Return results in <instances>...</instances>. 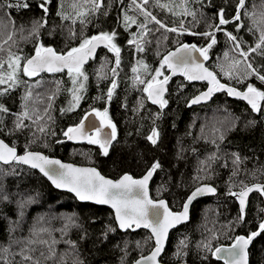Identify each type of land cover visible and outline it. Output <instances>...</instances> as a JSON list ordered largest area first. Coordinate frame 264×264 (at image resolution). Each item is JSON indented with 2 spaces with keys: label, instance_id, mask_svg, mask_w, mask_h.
<instances>
[{
  "label": "trees",
  "instance_id": "1",
  "mask_svg": "<svg viewBox=\"0 0 264 264\" xmlns=\"http://www.w3.org/2000/svg\"><path fill=\"white\" fill-rule=\"evenodd\" d=\"M257 1L246 0L247 11L255 15L249 17L242 13L239 22L232 21L220 26L222 30L216 31L217 43L209 50L205 64L225 84L239 89H246L252 84L264 91V83L254 76L245 78L243 58L225 35L226 32H231L237 36L244 51L255 47L260 35L256 26L259 23L264 25V5ZM99 2L101 8L95 13L89 11L84 17V24L79 20L73 24L71 19H61L57 12L63 11L69 16H75L76 11L90 10L91 0L88 3L76 0V9L72 7L73 0H63V8L61 0H50L46 17L39 8L40 0H0V15L18 26L11 32V43L3 46L4 50L0 52V59L5 61L9 49L22 57H29L35 52L36 44L42 43L63 53L78 46L85 37L113 30L118 34L115 42L121 48V62L114 77L117 88L110 101L107 99V90L113 79L111 71L106 72L104 79L97 76L103 60H107L108 64L110 62V70L116 67L114 54L105 47L100 48L84 65L88 76L86 88L81 93L83 98L79 105L72 111H61L69 107L72 99L68 89L73 84L66 69L56 73L41 72L32 78L21 75L20 79L27 83L0 96V103L9 109L0 124V138L14 146L18 152L25 151L27 145V150H38L48 156L77 164L93 165L111 178L124 172L139 176L158 161L161 167L153 174L149 183L150 195L155 199L165 198L172 210L181 207L186 195L195 186L201 183L212 184L216 188V194L201 196L193 202L188 221L169 232L159 260L165 264H223L212 256L213 249L220 244L231 243L237 235L251 233L264 220V195L258 191L250 195L245 218L238 222L239 208L236 199L230 194V191L240 190L245 185L264 183V110L253 112L250 105L231 97L226 91L214 92L208 102L195 106L190 103V99L203 90L206 84L189 82L180 74L170 78L164 95L168 103L161 109L147 99L143 85L133 83L135 74L132 68L137 60L143 59L150 66V72L139 74L142 79H150L154 70L160 66L163 55L176 45L195 43L198 47H205L209 42L208 37L189 33L214 31L209 25L219 24L218 13L221 8L224 9L225 19L231 21L238 0H188L187 5L182 0H159V3L157 0H149L144 7L164 25L178 28V31L169 32L150 23L148 27L152 32L147 36L150 43L146 45L144 52H137L134 45L127 43L131 34L137 31V26L132 25L127 30L123 26L125 13L135 16L140 23L144 22V17L132 4V0ZM250 2L255 5L250 7ZM23 3H28L29 7L17 6ZM7 4L13 6L6 7ZM185 7L196 13L195 21L192 16L183 14ZM41 17L47 21L45 27L40 29L38 37L29 35L31 30L25 28ZM181 22L183 29L191 32L186 33L181 29ZM238 23L241 25L239 29ZM71 32L75 33V37ZM225 53H228L227 57ZM248 59L264 74V56L250 53ZM235 60H241L242 63L233 66ZM4 70L7 71L6 63ZM229 70L233 71L232 78L224 75V71ZM162 71L164 75L168 74L166 67ZM48 80L51 84L49 89H45L43 81ZM37 81L40 82L39 86H35ZM56 81L60 82V90L52 102L50 113L44 114L47 96L57 89ZM29 85L34 86L33 94L37 95L35 100L28 103L29 112L33 120L37 115H41L43 119L37 124H33L32 120H25L24 123L29 127L14 131L15 114L22 111V97ZM141 101L143 107H140ZM106 107L109 118L117 128V138L110 146L107 156L101 154L98 145L90 144L87 140H63L65 130L77 123L86 110L103 111ZM233 120L235 127H232ZM249 121L255 123L249 125ZM42 124L47 125V131L43 134L37 130ZM153 126L160 133L156 145L146 139ZM221 133L224 135L223 140L220 139ZM213 153L218 159L210 161L208 158ZM232 153H238L242 159L247 158L240 164L237 175H233ZM3 196L8 199H2ZM29 200L31 202H27ZM20 202H26L22 209ZM68 217L75 220V226L70 224ZM66 223L70 226L63 239L76 242L75 250L63 242L56 245L57 259L61 253H70L66 257V264H73L75 259L83 261V264H121L122 261L123 264H130L154 245L153 240L148 239L151 237L150 233L144 228L121 231L109 207L76 200L71 193L54 188L33 168L22 164L0 163V247L10 246L9 259L11 252H19L21 247L14 241L29 237L34 226L49 229L52 237L61 240L62 233L58 230L63 229ZM109 226L115 231L108 232L105 237V230ZM258 236L248 248L249 264H264V232H260ZM43 238L49 239L48 234L44 233ZM181 241L184 243L181 244ZM206 244L210 247L206 248ZM34 256L38 257L39 251ZM15 259L19 261L20 258L17 256ZM42 264L54 262L46 261Z\"/></svg>",
  "mask_w": 264,
  "mask_h": 264
},
{
  "label": "snow or ice",
  "instance_id": "2",
  "mask_svg": "<svg viewBox=\"0 0 264 264\" xmlns=\"http://www.w3.org/2000/svg\"><path fill=\"white\" fill-rule=\"evenodd\" d=\"M50 0H40L39 8L43 11L46 17L49 12L47 7ZM88 3L89 0H84ZM92 8L84 9L83 11H76L75 16H69L63 11H58L57 15L61 16V19H71L75 24L77 20L81 24L85 23L84 17L89 11L95 13L101 8L99 0H91ZM149 3V0H132V4L139 13L144 17V22H138L135 16H129L127 13L123 16L124 28L130 29L132 25L137 26V31L131 34V38L127 43L131 46L134 45L137 52H144L146 45L150 43L147 36L152 32V29L148 27L150 23L159 25L160 28L166 29L169 32H176V28H167L160 20L156 18L151 12H149L144 6ZM159 3V0H157ZM182 3L187 5L188 0H182ZM6 7H12L13 5L7 4ZM19 7L27 8L28 3L17 4ZM161 7H167V5H160ZM72 7L76 9L78 4L76 0H73ZM61 8H63V0H61ZM171 11V9H169ZM245 16H253L255 13H249L246 9V0H238L235 7V15L232 20L225 19L224 9L221 8L219 16V24L209 25V28L215 29L214 31H206L203 33H190L192 35H202L209 38V42L205 47L197 48L195 45H181L175 52H168L160 60V66L154 70L150 79H142L140 72L149 73L150 66L143 60H137V64L133 66L132 72L135 74L133 83L143 85V92L146 94L147 99L153 104L159 105L163 109L168 101L164 99V93L166 91L165 85H167L170 76L164 75L162 69L165 67L169 69L173 75L180 72L187 80H207L209 88L206 92L201 93L199 96L193 98L190 103L197 104L202 100H207L212 96L214 92L226 90L228 95L242 98L248 102L253 112H260L264 110V91L258 90L252 84H249L246 91H238L235 88L228 87L221 84L216 75L209 71L202 63L195 60L189 63L184 57L191 52H199L200 56L204 60L208 59L209 50L217 43L216 31H221V25H226L232 21L239 22L241 20V14ZM184 15H190L195 21L196 13L189 11L187 7L184 9ZM107 15V13H105ZM264 16V14H262ZM198 23V21H196ZM32 29L29 33L31 36H39L40 29L45 27L47 21L44 17L34 20ZM241 25L238 23L237 28ZM181 29H183V22H181ZM159 30V29H157ZM186 31V29H183ZM71 35L75 37V33L71 32ZM117 32H100L97 35L83 38L79 45L68 49L66 52H57L53 47L45 46L42 43H37L35 46V54L31 57H22L21 55L13 53L10 49L7 52V60L0 59V96L5 95L11 89L20 86L22 83L26 84V81L20 79L21 75L25 77H36L41 72H62L67 69L69 77L72 81L73 87L68 89L71 93L72 99L69 101V107L67 109H61V111H72L79 105L80 100L83 98L81 93L86 88V81L88 76L84 71V65L93 57L98 46H103L108 49L109 52L115 56L116 67L111 68L113 79L111 85L107 90V99L110 101L113 97V93L117 88V81L114 78L117 75V68L121 62L120 53L121 48L115 42L117 38ZM227 39L233 42L236 50L239 51V55L243 58V63L246 66V77L254 76L256 79L264 83V74H261V70L253 66V63L249 61L248 57L250 53H257L264 56V29L260 30L259 39L257 40L255 47H249L247 51L242 50L240 42H238L237 36L231 32L225 33ZM167 39V37H165ZM8 40H12V34L8 36ZM4 43H7L5 41ZM159 44V41H157ZM3 45L0 44V52H2ZM181 54H184L183 56ZM228 53H225L227 57ZM5 63L7 64V71L4 70ZM241 60L233 61V66L241 64ZM106 64L101 65V70L97 71V76L100 79L106 78L102 69ZM223 71V69H222ZM224 75L229 78L233 77V71H224ZM163 76V79L160 77ZM57 89L47 96V107L43 109L44 114H49L52 108V102L55 99L56 94L59 92L60 82L56 81ZM40 82L37 81L35 86H39ZM33 85L28 86V90L24 93L22 100V111L15 114L16 119L14 121V131H22L29 125L25 124V120H32L33 124H37L43 119L41 115H37L33 120L32 115L29 112L28 103L33 99ZM102 97H96L101 99ZM43 102V101H42ZM140 107H143V102H139ZM97 117L100 118V127H97L94 133H89L85 130L84 120H81L80 124L69 127L64 132V136L69 140H87L88 143L98 145L101 154L107 156L109 154V148L117 138V128L108 115L107 107L103 111L92 109ZM138 111V109H134ZM9 113V109L0 103V124L3 123L4 114ZM159 114H157L158 116ZM49 120L51 116L49 115ZM255 121H249L248 124L252 125ZM107 126L111 129L110 132H104L101 135V129ZM232 127H235V120H233ZM40 133L47 131V125L42 124L37 129ZM54 134V133H53ZM160 133L157 127L153 126L150 134L146 137L152 145H156L159 139ZM220 139H224L223 133L220 135ZM35 141H29L33 143ZM232 164L234 165L233 175L238 174L239 166L243 163V159L238 153H232ZM210 161L218 159L215 153L209 158ZM0 163L3 164H23L28 165L33 169H38L44 176H46L57 189H67L70 192L75 193L76 197L81 201H94L97 204H110L116 213V221L120 229H130L135 226L136 228H146L151 230V237L155 242V247L148 256H141L139 260L135 261V264H158V257L164 249L165 239L167 237L168 230L175 224L188 219L189 204L194 198L205 193L215 192V188L211 186L198 187L195 191L188 196L187 201L184 203L183 210L179 213H173L168 209L164 200L153 202L148 197V182L153 177V174L161 167L160 163L154 162L148 169L146 174L141 179H133L132 176L125 174L119 180L112 181L106 179L95 168H76L70 164H60L57 160L49 159L47 156L39 153L26 150L23 155L17 154L14 146H9L3 140H0ZM202 164L205 162H201ZM53 165H59V168H53ZM210 166V165H209ZM243 184V182H241ZM258 191L261 195H264V185L254 184L252 186H243L239 193L231 192L230 194L236 196L239 200V216L238 222H242L245 218L246 199L248 194L252 191ZM2 199L7 200V196H3ZM31 202V200L27 201ZM26 202H20L21 209ZM163 209V213L159 210ZM21 215L23 213L21 212ZM161 216L163 217L161 219ZM42 219V218H41ZM67 220L72 226H75V220L72 217H68ZM69 223L65 224L63 229H60L62 233L61 240H57L52 237L51 231L44 227H33L30 230V236L20 241H14V243L21 245L19 252H11V259H9L10 246L0 247V264H42V262L53 261L54 264H66V257L70 254L68 252L59 254L57 259L56 245L63 242L69 246L70 249H76V242L72 240H64L63 236L67 234V229L70 226ZM260 232H264V220L259 223ZM14 230V229H13ZM115 229L110 226L105 230V237L108 232H114ZM47 233L49 239H44L43 234ZM259 232H251L247 237L236 236L235 242L230 249L216 248L212 253L217 255L222 251L227 253L225 264H248V253L246 251L249 243L254 237L259 235ZM83 239V237H82ZM184 242L181 241V244ZM41 246L37 248L36 246ZM137 246L140 244L137 242ZM206 248L210 245H204ZM39 251V256H34V253ZM179 255V252H177ZM19 256V261L15 258ZM73 264H83V261L78 259L73 260ZM123 264V261L121 262Z\"/></svg>",
  "mask_w": 264,
  "mask_h": 264
},
{
  "label": "water",
  "instance_id": "3",
  "mask_svg": "<svg viewBox=\"0 0 264 264\" xmlns=\"http://www.w3.org/2000/svg\"><path fill=\"white\" fill-rule=\"evenodd\" d=\"M181 45H195L197 48H201V47H198L195 43H180V44L176 45L174 48L168 50L163 56L167 55L168 52H170V51H171V52H175L176 49H177L178 47H180ZM102 47H103L102 45H101V46H98L97 49H96V52H97L100 48H102ZM96 52H95V53H96ZM95 53H94V54H95ZM34 54H35V53H33L32 55H30L29 57L33 56ZM181 55L183 56L184 54H181ZM184 58H185L189 63H191V61H193V60H195L196 62L202 63V64L204 65V67H206L209 71L213 72L210 68H208V67L206 66V64H205V63H206V60H204V58H203L202 56H200L199 52H191V53H189L187 56H185ZM88 61H89V60H88ZM88 61H87V62H88ZM87 62H86V63H87ZM46 72H47V71H46ZM213 73H214V72H213ZM176 74H180V75H182L180 72H177ZM214 74H215V73H214ZM166 75H167V76H170V78H171L172 76H174V75L172 74V72H171L169 69H168V74H166ZM182 76H183V75H182ZM216 77H217V76H216ZM160 79H163V77L160 78ZM217 79H218V77H217ZM169 80H170V79H169ZM218 80H219V79H218ZM188 81H189V82H204V83L206 84V87H205L203 90L197 92L195 95H193V96L191 97L190 101H191L193 98H195L196 96H199L201 93L206 92V91L208 90V88H209V83H208L207 80H192V81L188 80ZM219 81H220V80H219ZM168 82H169V81H168ZM220 83H221V84H224V85H226V86H228V87L235 88L236 90L241 91V92L247 90V88H246V89H239V88H237V87H234V86H231V85L225 84V83L222 82V81H220ZM167 86H168V83H167V85H165L166 91H167ZM166 91H165V93H166ZM221 91H226V90H221ZM226 92H227V91H226ZM165 93H164V95H165ZM211 97H212V96H211ZM211 97L208 98L207 100H202L200 103L193 104V105H198V104L206 103V102H208V101L211 99ZM231 97H233V98H235V99H238V100H241V101H243L244 103L248 104V102H247L246 100L242 99V98H239V97H236V96H231ZM151 103H152V102H151ZM191 104H192V103H191ZM154 105L159 106V105H157V104H154ZM248 105H249V104H248ZM81 120H84L85 130H86L87 132H89L90 134H91V133H94L97 127H100V118L97 117V116L95 115V113L92 111V109H88V110H86V111L84 112V114L82 115V117L80 118V120H79L77 123H75V124H73V125H71V126H69V127H74V126L80 124ZM69 127H68V128H69ZM68 128H67V129H68ZM67 129H66L65 131H67ZM110 131H111V129L108 128L107 126H105V127H103V128L101 129V135H103L104 132H110ZM0 140H3V139L0 138ZM63 140H64L65 142H83V141H86V140H69V139H68L67 137H65V136H64ZM3 141H4V140H3ZM4 142H5V141H4ZM5 143L8 144L7 142H5ZM8 145H9V144H8ZM9 146H11V145H9ZM16 151H17V149H16ZM30 151H32V152H39V153H41V154L47 156L49 159L59 161L60 164H70V165H72V166H74V167H76V168H95L98 172H100V171L98 170V168L95 167V166H93V165L77 164V163H74V162L65 161V160L60 159L59 157L48 156V155H46L45 153H43V152H41V151H38V150H30ZM24 152H25V151H22V152H18V151H17V154H19V155H23ZM22 165H23V164H22ZM25 166L30 167V166H28V165H25ZM52 167H53V168H59V165H53ZM30 168H31V167H30ZM148 169H149V168H148ZM148 169H147L143 174H141V175H139V176H133L132 174H130V173H128V172H124V173L120 174V175H119L118 177H116V178H111V177H109V176H106V175L102 174L101 172H100V174H101L102 176H104L106 179H109V180H112V181H117V180H119V179H120L123 175H125V174H128V175L132 176L133 179H141V178L146 174V172L148 171ZM34 170H36L37 172H39L40 174H42L38 169H34ZM42 175H43V174H42ZM43 176H44V175H43ZM44 177H45V179H46V180H47V181H48V182H49L54 188H56V187L52 184V182H51L46 176H44ZM150 180H151V179H150ZM150 180H149V182H148V197H149V199H151L153 202H156V201H159V200H164L165 203H166L167 206H168V209H169L171 212H173V213H179V212H181V211L183 210L184 203L187 201L188 196H190L191 193H192L193 191H195L198 187H202V186L207 185V186H211V187L215 188L212 184H209V183H201V184L195 186V187H194L192 190H190V192L186 195L185 199H184L183 202H182L181 207H180L178 210H172V209L169 207V205H168V203H167V201H166L165 198H156V199H155V198H152V197L150 196V190H149V183H150ZM254 184H262V185H264V183H252V184H249L248 186L250 187V186H252V185H254ZM59 190L67 191V192L71 193V194L76 198V200L81 201V200H79V199L76 197L75 193L70 192V191H68L67 189H59ZM215 190H216V188H215ZM241 190H242V189H240V190H236V191H234V192L239 193ZM253 192H255V190L252 191V192H250V193L248 194V197H247V199H246V205H247V202H248V199H249L250 195H251ZM215 194H216V191H215V192H205V193H203V194L197 196L196 198H194V199L192 200V202L189 204L188 219H189V216H190V208H191L193 202H194L197 198H199V197H201V196H205V195H215ZM232 196H233V195H232ZM233 197L236 199V202H237V205H238V208H239V200L237 199L236 196H233ZM81 202H85V201H81ZM86 202H92V203H95L94 201H86ZM95 204H97V203H95ZM100 205H105V206H107V207H109V208L111 209L112 214H113V217H114V220H115V223H116V225L118 226L117 221H116V213H115V209H113V208L111 207L110 204H100ZM159 211H160L161 213H163V209H160ZM162 218H163V217L161 216V219H162ZM188 219L185 220V221H182V222H180V223H178V224H175L173 227H171V228L168 230L167 237H166V239H165V243H164V247H165V244H166V241H167V238H168L169 232H170L173 228L177 227L178 225H180V224H182V223L188 221ZM118 228H119V227H118ZM140 228H143V227H140ZM119 229H120V228H119ZM130 229L136 230V229H139V228H136L135 226H133V228H130ZM144 229H146V228H144ZM120 230H121V231H125V230H127V229H120ZM146 230L150 233V235H152L150 229H146ZM254 231L260 233V229H259V228H257V229L254 230ZM254 231H252V232H254ZM249 234H250V233H249ZM249 234H240V235H237V236H245V237H247ZM257 236H258V235H257ZM257 236H256V237H257ZM256 237H254L253 240L249 243V245H248V247H247V249H246L247 253H248V248L251 246V244H252L253 241L256 239ZM152 240H153V243H154V245L152 246V248H151L146 254L141 255V256H148V255H150V253L152 252V250H153L154 247H155L154 238H153ZM234 242H235V238H234V240H233L231 243H229V244H220V245L216 246V247L213 249L212 253L215 251L216 248L230 249V248L232 247V245L234 244ZM161 254H162V252H161ZM161 254H160V255H161ZM141 256H139V257H137L136 259H134L130 264H135V261L139 260ZM159 257H160V256H159ZM159 257L157 258V259H158V264H165V263H163V262H161V261L159 260ZM213 257H214L215 259L221 261L223 264H225V260H226V258H227V253L224 252V251H222L221 253H219V254H217V255H213ZM247 259H248V264H249V258H248V256H247ZM173 264H194V263H190V262H176V263H173Z\"/></svg>",
  "mask_w": 264,
  "mask_h": 264
},
{
  "label": "rangeland",
  "instance_id": "4",
  "mask_svg": "<svg viewBox=\"0 0 264 264\" xmlns=\"http://www.w3.org/2000/svg\"><path fill=\"white\" fill-rule=\"evenodd\" d=\"M257 2L260 5H264V0H258ZM249 5L251 7V6L255 5V3L250 2ZM32 26H33V23L30 25V27L25 28V29L31 30L32 29ZM17 27H16V23H13L9 18H5V17H3V15H0V44H2L3 46H6V45H8V43H11L12 40H8V36L14 30L13 28H16L17 29ZM256 27H257V30H258L259 33H260V30L264 29V25H261L260 23L257 24ZM167 28H173V27H167ZM176 29L178 31V28H176ZM181 31H183V30H181ZM189 32H191V31H189ZM189 32L186 31V33H189ZM204 32H206V31H204ZM198 33H203V32H198ZM162 39H164V37ZM5 41H7V43H4ZM235 51L239 53L238 50H235ZM102 64H106V66L102 69V72L104 74H106V72H110L111 71L110 70V62L108 64V61L107 60H103L101 62V64H100V67H101ZM50 84H51V81L50 80L43 81V86L45 87V89H49L48 86ZM36 96L37 95L33 94V99L34 100L36 99ZM39 108H40V110H42L41 107H39Z\"/></svg>",
  "mask_w": 264,
  "mask_h": 264
},
{
  "label": "bare ground",
  "instance_id": "5",
  "mask_svg": "<svg viewBox=\"0 0 264 264\" xmlns=\"http://www.w3.org/2000/svg\"><path fill=\"white\" fill-rule=\"evenodd\" d=\"M97 52H98V51H97ZM97 52H96V53H97ZM66 70H67V69H66ZM200 105H201V104H200ZM195 106H196V105H195ZM159 108H160V107H159ZM2 164H3V163H2ZM133 176H134V175H133ZM151 179H152V178H151ZM150 181H151V180H150ZM149 185H150V184H149ZM150 196H151V195H150ZM167 203H168V202H167ZM117 227H118V226H117ZM128 230H129V229H128ZM126 231H127V230H126ZM258 237H259V236H258ZM251 245H252V244H251Z\"/></svg>",
  "mask_w": 264,
  "mask_h": 264
}]
</instances>
